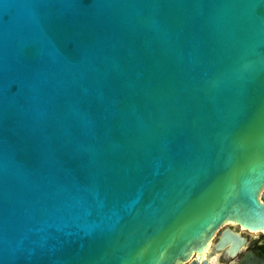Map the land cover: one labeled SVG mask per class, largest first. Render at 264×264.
I'll return each instance as SVG.
<instances>
[{
    "label": "water",
    "instance_id": "obj_1",
    "mask_svg": "<svg viewBox=\"0 0 264 264\" xmlns=\"http://www.w3.org/2000/svg\"><path fill=\"white\" fill-rule=\"evenodd\" d=\"M263 188L264 0H0V264H181Z\"/></svg>",
    "mask_w": 264,
    "mask_h": 264
},
{
    "label": "flooded vegetation",
    "instance_id": "obj_2",
    "mask_svg": "<svg viewBox=\"0 0 264 264\" xmlns=\"http://www.w3.org/2000/svg\"><path fill=\"white\" fill-rule=\"evenodd\" d=\"M225 231L236 235L240 240L235 242ZM242 260L248 264H264V229L250 230L228 221L215 231L202 253L194 252L188 261L181 264H239Z\"/></svg>",
    "mask_w": 264,
    "mask_h": 264
},
{
    "label": "rangeland",
    "instance_id": "obj_3",
    "mask_svg": "<svg viewBox=\"0 0 264 264\" xmlns=\"http://www.w3.org/2000/svg\"><path fill=\"white\" fill-rule=\"evenodd\" d=\"M260 198L262 199V201H264V188L262 189L260 193Z\"/></svg>",
    "mask_w": 264,
    "mask_h": 264
}]
</instances>
